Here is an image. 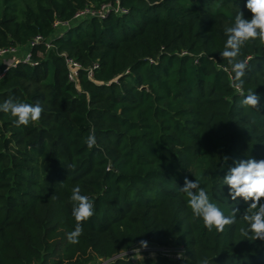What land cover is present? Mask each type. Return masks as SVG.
<instances>
[{
  "label": "trees",
  "instance_id": "1",
  "mask_svg": "<svg viewBox=\"0 0 264 264\" xmlns=\"http://www.w3.org/2000/svg\"><path fill=\"white\" fill-rule=\"evenodd\" d=\"M111 1L0 0V49L42 39L32 64L0 79V103L44 109L19 127L0 112V264H264V241L241 232L251 201H233L222 180L237 161L264 160V45L249 40L238 57L258 110L241 104L220 54L236 14L251 18L247 0H120L128 13L58 35L56 21ZM185 177L225 215L238 208L237 222L209 232L179 190ZM77 185L94 215L71 244ZM141 241L159 250L136 260Z\"/></svg>",
  "mask_w": 264,
  "mask_h": 264
},
{
  "label": "clouds",
  "instance_id": "2",
  "mask_svg": "<svg viewBox=\"0 0 264 264\" xmlns=\"http://www.w3.org/2000/svg\"><path fill=\"white\" fill-rule=\"evenodd\" d=\"M246 8L251 12V18H244L242 12L236 14L233 26L225 29L227 39L220 54L231 66V72L234 74L232 86L244 96L241 104L258 110L260 97L254 91H249L247 95H244L242 91L245 83L242 78L248 69V60H241L238 57L241 55L242 47L249 40L258 39L261 45H264V0H247ZM43 111L39 102L23 103L10 97L0 103V112L15 118L14 123L17 127L38 122ZM85 142L89 149L93 148L96 145L94 133L90 134ZM222 180L223 185L229 186V196L233 201L238 197L245 202L251 201L242 217L247 222V228L241 229L243 235L251 241H264V203H261L264 198V160L237 161L236 166L230 168ZM179 190L186 195L187 204L193 216L201 218L209 232L215 229L222 233L226 226L237 222L239 209L233 208L230 214L225 215L215 203L210 201L207 191L201 187L198 178L195 177L193 181L185 177L184 184L179 187ZM70 199L74 202L72 216L76 224L74 230L67 234V239L69 243L76 244L83 233L82 222L94 215V203L89 196L81 194L79 185L72 189ZM140 243L142 247H147L146 241ZM134 251L139 253L138 249ZM178 258H183V253H178ZM199 264H209V261L203 259Z\"/></svg>",
  "mask_w": 264,
  "mask_h": 264
},
{
  "label": "built area",
  "instance_id": "3",
  "mask_svg": "<svg viewBox=\"0 0 264 264\" xmlns=\"http://www.w3.org/2000/svg\"><path fill=\"white\" fill-rule=\"evenodd\" d=\"M113 1H115V3H113ZM113 1L107 4H104L99 9L86 8L82 11H79L78 13H76V15L71 21H67V22L59 21V20L56 21L55 26L60 31L58 35H61L63 33L62 29L64 27H71L72 25L80 23L81 21L86 20L91 17L106 18L111 12L124 13V14L129 12L127 8L121 5L120 0H113ZM41 40H42L41 37H37L27 47L21 48V49L17 47H8V48L0 49V58L6 57V56L14 57V59L8 61L5 67L0 71V79L7 73V71L10 68L16 67L20 62L32 64L33 62L31 59V49L35 45L39 44ZM48 46L50 47L51 45L48 44ZM67 63L71 67V71L69 75L70 79L74 80L75 77L78 75V68L80 67V65L75 60L69 59V58L67 59ZM95 67H98V65H96ZM90 74L93 75L92 71L90 72Z\"/></svg>",
  "mask_w": 264,
  "mask_h": 264
},
{
  "label": "rangeland",
  "instance_id": "4",
  "mask_svg": "<svg viewBox=\"0 0 264 264\" xmlns=\"http://www.w3.org/2000/svg\"><path fill=\"white\" fill-rule=\"evenodd\" d=\"M138 250H139V253L135 257L136 260H139V259L143 258L144 255H145V252H149L150 255H155L156 254V251L159 250V249L153 248L151 246H147V247H140V248H138ZM161 251L166 252V250H161ZM133 252H135V251H132L131 253H133ZM131 253H129V254H131Z\"/></svg>",
  "mask_w": 264,
  "mask_h": 264
},
{
  "label": "crops",
  "instance_id": "5",
  "mask_svg": "<svg viewBox=\"0 0 264 264\" xmlns=\"http://www.w3.org/2000/svg\"><path fill=\"white\" fill-rule=\"evenodd\" d=\"M12 59H14L13 56H6L3 58H0V71L5 67L6 63Z\"/></svg>",
  "mask_w": 264,
  "mask_h": 264
}]
</instances>
